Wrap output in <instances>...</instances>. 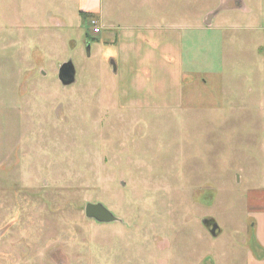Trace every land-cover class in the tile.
<instances>
[{
  "label": "rangeland",
  "instance_id": "obj_1",
  "mask_svg": "<svg viewBox=\"0 0 264 264\" xmlns=\"http://www.w3.org/2000/svg\"><path fill=\"white\" fill-rule=\"evenodd\" d=\"M98 1L0 0V264L259 258L264 0Z\"/></svg>",
  "mask_w": 264,
  "mask_h": 264
},
{
  "label": "water",
  "instance_id": "obj_2",
  "mask_svg": "<svg viewBox=\"0 0 264 264\" xmlns=\"http://www.w3.org/2000/svg\"><path fill=\"white\" fill-rule=\"evenodd\" d=\"M211 15H208L206 23L210 22ZM89 45L86 49L88 50ZM58 79L63 86L72 84L75 81V69L71 60L65 61L59 67ZM85 216L94 219L98 222H113L117 220V217L109 211L102 203H86L84 207ZM209 227V232L212 235H216L218 232V225L213 219H203L202 221Z\"/></svg>",
  "mask_w": 264,
  "mask_h": 264
},
{
  "label": "crops",
  "instance_id": "obj_3",
  "mask_svg": "<svg viewBox=\"0 0 264 264\" xmlns=\"http://www.w3.org/2000/svg\"><path fill=\"white\" fill-rule=\"evenodd\" d=\"M92 4L96 8L97 4H99V1L92 0ZM254 220H255V223H254L255 238H256V242L258 243L260 247L259 249H257L258 250L257 254L259 258H256L255 256L250 257L248 264H264V210H260L259 213H256Z\"/></svg>",
  "mask_w": 264,
  "mask_h": 264
},
{
  "label": "flooded vegetation",
  "instance_id": "obj_4",
  "mask_svg": "<svg viewBox=\"0 0 264 264\" xmlns=\"http://www.w3.org/2000/svg\"><path fill=\"white\" fill-rule=\"evenodd\" d=\"M87 45H89V44H87ZM87 45L85 46V48L87 47Z\"/></svg>",
  "mask_w": 264,
  "mask_h": 264
},
{
  "label": "built area",
  "instance_id": "obj_5",
  "mask_svg": "<svg viewBox=\"0 0 264 264\" xmlns=\"http://www.w3.org/2000/svg\"><path fill=\"white\" fill-rule=\"evenodd\" d=\"M97 31L99 30V29H96Z\"/></svg>",
  "mask_w": 264,
  "mask_h": 264
}]
</instances>
